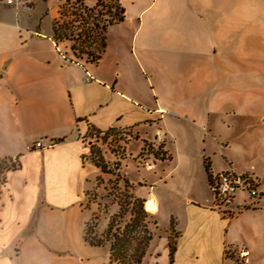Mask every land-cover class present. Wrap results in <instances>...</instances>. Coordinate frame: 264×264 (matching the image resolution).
Returning <instances> with one entry per match:
<instances>
[{
  "label": "crops",
  "instance_id": "1",
  "mask_svg": "<svg viewBox=\"0 0 264 264\" xmlns=\"http://www.w3.org/2000/svg\"><path fill=\"white\" fill-rule=\"evenodd\" d=\"M142 1L137 16L150 13L149 26L154 28L145 42L165 50L174 46L176 68L185 66L195 93L208 97L207 130L215 131L220 121L227 131H219L218 138L211 140L216 150L209 157L194 129L196 139L191 141L201 165L184 160L174 189L180 201L166 200L171 204L167 213L173 232L172 257L169 232H164L149 241L146 260L151 264H264V0H160L158 8V0ZM14 2L15 7L0 1V160L22 162L46 151L40 164L32 162L29 167L30 179L42 188L39 201L46 205L51 172L77 175L91 164L90 178L99 174L82 143L88 129H132L139 138V130L162 122V111L156 100L151 107L148 99L127 89L121 92L126 85L106 66L100 67L106 43L96 63L68 59V45L51 38L59 0L55 7H44L46 15L41 17L49 18L44 31L42 18L30 26L24 17L28 11L18 8L20 0ZM41 2L49 5L54 0ZM83 2L88 7L94 4V0ZM143 27L142 22L135 25L132 44ZM39 140L53 144L44 150L30 149ZM214 156L222 160L220 167L213 165ZM230 169L254 181L263 196L259 203L243 198L216 203L209 188L211 177ZM17 171L5 174L0 191L6 178ZM82 177L87 186L91 179ZM170 177L168 170L159 179L166 184ZM140 183L146 193L136 197L153 198L157 213L159 200L150 192L155 185L136 184ZM2 207L0 203V264H51L55 250L49 239L39 244L37 220L33 226L22 227L18 220L8 223ZM157 244L163 246L161 252L149 250Z\"/></svg>",
  "mask_w": 264,
  "mask_h": 264
},
{
  "label": "rangeland",
  "instance_id": "2",
  "mask_svg": "<svg viewBox=\"0 0 264 264\" xmlns=\"http://www.w3.org/2000/svg\"><path fill=\"white\" fill-rule=\"evenodd\" d=\"M20 1L18 8L28 11L24 17L30 26L46 15V11L43 13L44 7H55L56 3V0L49 5L41 2L43 0ZM62 3L59 0L57 5ZM159 3L160 0L155 8L159 7ZM121 4L124 18L121 23L106 29V47L101 55L100 67L106 66L107 71L111 70L121 80V85H126L127 88L123 87L121 92L130 90V93L148 99L151 107L156 105V100L162 111V122L139 130V138L132 129H109L103 132L88 129L82 136V143L88 149L87 158L98 168L99 174L90 178L94 174L91 164L84 167L83 171H78L77 175L57 170L53 174L51 172L45 194L46 205L40 203L42 188L37 189L29 172L30 164H40L41 154L46 151L36 153L22 162L18 160V171L6 178L5 186L0 191L3 214L8 223L18 220L22 227L29 223L33 226L37 220L35 237L39 244L49 239L55 250L51 264H135L130 256L141 249L145 250V255L140 264H151L146 260L149 242L144 239L149 237L151 240L153 236L159 237L169 232L167 238L172 243L173 232L169 229L167 213L171 204L167 201L170 200L172 204L180 201L174 190L177 172L187 159L198 167L201 165V158L191 141L196 139L194 129L197 128L199 142L209 157L216 150L211 140L218 138L219 131L227 132L220 121L215 131L207 130L204 120L210 112L208 97H203L205 93H195L193 78L185 66L183 69L176 68L174 46L165 50L145 42L144 39L151 35L154 28L149 26L150 13L137 16L143 1L121 0ZM10 5L15 7L14 0ZM54 11L56 15L53 21L58 17L57 6ZM138 22H142L144 27L132 44L131 35ZM48 24L49 18L43 17L41 30H47ZM65 43L68 45L66 55L70 61L88 63L84 55L75 58L69 50V43ZM204 128L207 133L199 132ZM210 159L215 167L222 165L219 156ZM168 170H171V177L167 178L166 184H162L159 178ZM83 175L91 179L87 186L80 181ZM142 181L155 185L154 190H150L159 200V211L154 216L144 211V201L136 197L146 193L145 188L139 186L141 183L136 184ZM83 237L99 246L88 245ZM27 245L22 241V246ZM110 249L116 256L111 261ZM153 249L161 252L163 246L151 245L149 250Z\"/></svg>",
  "mask_w": 264,
  "mask_h": 264
},
{
  "label": "trees",
  "instance_id": "3",
  "mask_svg": "<svg viewBox=\"0 0 264 264\" xmlns=\"http://www.w3.org/2000/svg\"><path fill=\"white\" fill-rule=\"evenodd\" d=\"M57 15V19L51 24L52 40L55 42H68L69 50L75 58L84 55L88 59V63H96L105 46L104 35L106 29L123 21L124 8L121 0H94L91 7L86 6L83 0H63L62 5L57 7ZM18 168L17 159H1L0 186L4 183L5 174ZM204 170L207 174V165H204ZM83 240L92 247L99 246L84 237ZM144 240L149 242L150 238ZM144 243L146 242L144 241ZM167 245L168 255L171 259L173 246L170 241ZM144 255L145 250L141 249L140 252L133 253L130 258L135 264H140ZM114 257L116 256L113 255V250L110 249L109 260H114Z\"/></svg>",
  "mask_w": 264,
  "mask_h": 264
},
{
  "label": "built area",
  "instance_id": "4",
  "mask_svg": "<svg viewBox=\"0 0 264 264\" xmlns=\"http://www.w3.org/2000/svg\"><path fill=\"white\" fill-rule=\"evenodd\" d=\"M12 0H5L6 4H11ZM89 77H85L88 81ZM43 145L41 141L32 143L30 149H45L52 145ZM210 191L217 203H233L239 198L250 201L253 205L259 203L263 196L258 191L254 181L244 175L236 173L233 169L221 172L211 177L209 183Z\"/></svg>",
  "mask_w": 264,
  "mask_h": 264
},
{
  "label": "bare ground",
  "instance_id": "5",
  "mask_svg": "<svg viewBox=\"0 0 264 264\" xmlns=\"http://www.w3.org/2000/svg\"><path fill=\"white\" fill-rule=\"evenodd\" d=\"M143 209L150 216H154L156 214V205L153 198L149 197L143 202Z\"/></svg>",
  "mask_w": 264,
  "mask_h": 264
}]
</instances>
